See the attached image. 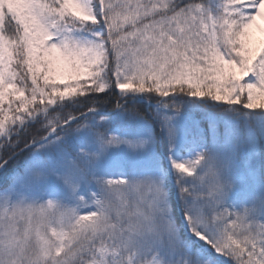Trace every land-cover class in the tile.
Instances as JSON below:
<instances>
[{"label":"snow or ice","instance_id":"1","mask_svg":"<svg viewBox=\"0 0 264 264\" xmlns=\"http://www.w3.org/2000/svg\"><path fill=\"white\" fill-rule=\"evenodd\" d=\"M0 264H264V0H0Z\"/></svg>","mask_w":264,"mask_h":264},{"label":"trees","instance_id":"2","mask_svg":"<svg viewBox=\"0 0 264 264\" xmlns=\"http://www.w3.org/2000/svg\"><path fill=\"white\" fill-rule=\"evenodd\" d=\"M3 177L2 176H0V179H2Z\"/></svg>","mask_w":264,"mask_h":264}]
</instances>
